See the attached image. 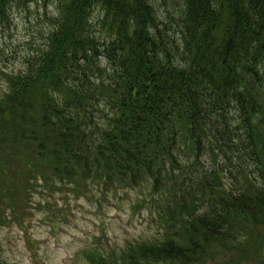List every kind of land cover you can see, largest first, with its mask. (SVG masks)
Masks as SVG:
<instances>
[{"label": "trees", "instance_id": "16d2710c", "mask_svg": "<svg viewBox=\"0 0 264 264\" xmlns=\"http://www.w3.org/2000/svg\"><path fill=\"white\" fill-rule=\"evenodd\" d=\"M180 2L0 0L1 30L33 4L47 23L4 74L0 203L22 204L16 159L29 182L150 187L164 233L116 264H264V0Z\"/></svg>", "mask_w": 264, "mask_h": 264}, {"label": "rangeland", "instance_id": "374dc122", "mask_svg": "<svg viewBox=\"0 0 264 264\" xmlns=\"http://www.w3.org/2000/svg\"><path fill=\"white\" fill-rule=\"evenodd\" d=\"M154 2L162 19L166 12L178 16L182 8L180 0ZM40 9L42 6L33 4L28 15L15 10L10 28L0 29V96L9 88L4 74L20 71L27 52L42 42L40 29L47 23L38 21ZM48 9L51 12L54 7ZM15 161L9 164L13 169L9 176L19 189L21 218L0 220V264H107L104 260H113V254L119 259L112 262L116 264L131 246L159 240L164 233L157 225L158 214L148 204L150 187L101 192L89 180L75 190L76 186L59 181L49 188L41 178L27 180L28 161ZM0 177L1 191L8 181L1 173ZM167 201L171 200L159 201V205L163 207ZM10 207L0 203V217L10 218Z\"/></svg>", "mask_w": 264, "mask_h": 264}]
</instances>
